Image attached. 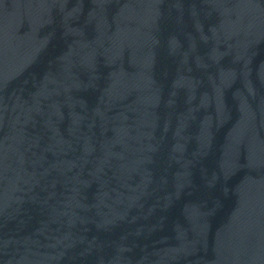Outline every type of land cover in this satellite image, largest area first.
<instances>
[{"label":"water","instance_id":"95a60500","mask_svg":"<svg viewBox=\"0 0 264 264\" xmlns=\"http://www.w3.org/2000/svg\"><path fill=\"white\" fill-rule=\"evenodd\" d=\"M0 264H264V0H0Z\"/></svg>","mask_w":264,"mask_h":264}]
</instances>
